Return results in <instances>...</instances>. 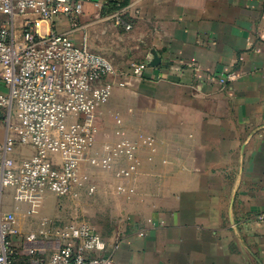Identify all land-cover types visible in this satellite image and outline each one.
I'll return each mask as SVG.
<instances>
[{
  "label": "crops",
  "instance_id": "0c3cea01",
  "mask_svg": "<svg viewBox=\"0 0 264 264\" xmlns=\"http://www.w3.org/2000/svg\"><path fill=\"white\" fill-rule=\"evenodd\" d=\"M81 5L83 29L73 37L106 55L121 73L115 80L128 83L95 113L92 155L122 140L137 150L120 163L136 165L128 178L82 165L85 188L64 198L73 218L84 216L115 264H264V228L254 223L264 213V0ZM119 13L131 28L118 24ZM68 28L66 19L55 25ZM154 54L159 66L133 77L129 66ZM231 72L241 78L223 82ZM18 206L25 217L28 206ZM57 216L25 232L24 246L53 254Z\"/></svg>",
  "mask_w": 264,
  "mask_h": 264
},
{
  "label": "built area",
  "instance_id": "2783aa9c",
  "mask_svg": "<svg viewBox=\"0 0 264 264\" xmlns=\"http://www.w3.org/2000/svg\"><path fill=\"white\" fill-rule=\"evenodd\" d=\"M0 14L5 17L0 21V115L7 127L0 142V264H115L103 255L104 239L78 219L56 231L62 244L49 257L37 245L19 249L12 238L15 230L1 220V202L11 188L16 203L27 205L33 216L47 191L77 198L88 179L81 177L85 163L128 178L136 165L123 168L120 163L135 156L137 148L129 141L122 140L110 154L92 155L95 113L109 102L116 85L128 83L115 80L121 73L106 55L73 37L83 29L81 0H0ZM60 19L67 20V32L55 30ZM116 19L131 28L121 13ZM150 68L149 63L133 64L131 75L143 77ZM240 78L236 72L221 76L225 83ZM18 147L32 154L16 160ZM254 223L264 228V213Z\"/></svg>",
  "mask_w": 264,
  "mask_h": 264
},
{
  "label": "rangeland",
  "instance_id": "374dc122",
  "mask_svg": "<svg viewBox=\"0 0 264 264\" xmlns=\"http://www.w3.org/2000/svg\"><path fill=\"white\" fill-rule=\"evenodd\" d=\"M95 36L96 34L92 36L94 45H96L97 42L95 41L97 40ZM83 39L84 38H82V40ZM82 40H77V41L81 43ZM93 49L96 50V48ZM138 60L139 61L135 60L133 64L140 63V59ZM121 62L122 61L119 60V63L117 62V65L119 64V66H123V63ZM133 64L129 66V69H131ZM6 129L7 127H6L5 117L4 115L3 116L0 115V142H4L5 140ZM31 153L32 151L29 148L18 147L16 150L15 159L20 160L26 156H29ZM64 198L67 197H58L54 193L47 191L44 194L43 204L38 214L33 216H29L26 214L25 217L23 216L20 217L21 216L20 213L22 211L20 210L19 206L17 207V203L14 200V190L11 188L5 190L4 197L1 202V220L5 223H10L12 229L15 230V234L12 236V238L14 243L17 245V247H23V249L25 248L24 243L26 241V238L29 236V235L27 236L25 232L27 231L31 232L32 230H37V227H40L41 222L44 220V218L52 217L53 215H58L57 219L60 227H64L68 225L69 222H72L76 219L84 220V216H81L80 214L78 215L76 214L75 219L73 218L74 217L73 215H75L74 209L69 205V202L64 201ZM22 206L26 207L27 205L23 204ZM27 208L28 207H26L25 210H27ZM37 239L38 236H35L34 241H39ZM61 244H62L61 239L59 237H56L50 241L49 248L51 251H53L56 250Z\"/></svg>",
  "mask_w": 264,
  "mask_h": 264
},
{
  "label": "water",
  "instance_id": "95a60500",
  "mask_svg": "<svg viewBox=\"0 0 264 264\" xmlns=\"http://www.w3.org/2000/svg\"><path fill=\"white\" fill-rule=\"evenodd\" d=\"M156 54H154L155 56ZM149 66L151 67H158L159 66V59L156 58V56L152 59V61L149 63Z\"/></svg>",
  "mask_w": 264,
  "mask_h": 264
}]
</instances>
